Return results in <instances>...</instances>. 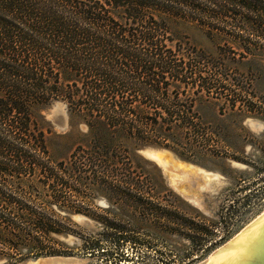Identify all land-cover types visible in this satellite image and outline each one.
<instances>
[{"label": "trees", "instance_id": "trees-1", "mask_svg": "<svg viewBox=\"0 0 264 264\" xmlns=\"http://www.w3.org/2000/svg\"><path fill=\"white\" fill-rule=\"evenodd\" d=\"M197 26L220 45L209 51L180 34ZM246 75L264 78V0H0V260L72 256L61 240L70 235L83 251L114 257L124 224L108 220L89 237L76 230L73 214L100 222L87 197L136 207L138 220H164L162 232L203 243L181 264L206 255L207 227L150 202L179 196L139 153L245 163L228 120L240 126L259 106L227 97L244 93ZM56 102L71 128L85 127L62 161L51 158L43 116Z\"/></svg>", "mask_w": 264, "mask_h": 264}, {"label": "rangeland", "instance_id": "rangeland-1", "mask_svg": "<svg viewBox=\"0 0 264 264\" xmlns=\"http://www.w3.org/2000/svg\"><path fill=\"white\" fill-rule=\"evenodd\" d=\"M200 29L201 27L197 26L194 33L191 29L187 31L185 28L180 30V34L190 37L198 47L203 46L202 48L209 51L216 49L220 43L209 42L204 36L205 32ZM240 82L245 87L244 93L239 96L228 93L231 94L227 97L230 101L227 103L228 106L237 99L246 102L245 110L249 109L250 101H254L259 106L258 112L246 114L247 117L240 126L234 124L232 119L228 120L230 142L243 151L237 152L236 155L242 157L245 163L213 158L202 166L185 161L171 151L153 147L143 149L139 153L150 162L155 159L156 162L152 163L160 169L167 187L179 196V199H165L161 196L150 200L159 213L164 210L175 215L179 214L180 218L192 219L195 225L205 226L211 231V242L208 243L210 251L194 264L208 261L212 254L222 249L264 212V78L259 80L246 75L241 77ZM221 105L225 104L222 102ZM226 105L223 107L225 108ZM230 112L228 111L227 114ZM43 116L46 129L49 131L47 143L51 158L54 161L68 159L77 144L75 135L79 136L80 132H85V127L81 125L79 128H71L68 107L63 102L50 105L43 111ZM150 149L162 152H151ZM160 154H165L166 158L161 159ZM181 165H185L187 169H182ZM197 177L202 178L204 184H197L195 189L179 191L173 185L177 181L187 182ZM83 200L91 205L88 208L89 213L100 222L83 214H73L72 219L78 226L76 230L81 235L89 237L90 232L102 233L107 221L114 220L126 227L127 232L124 237L127 240L123 242L119 251H113L115 248L110 249L109 252L116 254L111 259H107L102 256L103 251L96 254L83 251L81 238L72 235L64 237L61 240L73 252L72 256L65 258L82 260V262L74 261L75 264H181V257L192 249L199 253L203 252V243L191 244L182 237L169 236L162 232L158 222L164 220H152L149 224L138 220L134 215L136 207L123 204L111 206L103 198L92 200L87 197ZM136 223L143 227L152 226L151 230H139ZM30 261L36 260H27L19 264ZM0 264H5V261L0 260Z\"/></svg>", "mask_w": 264, "mask_h": 264}, {"label": "water", "instance_id": "water-1", "mask_svg": "<svg viewBox=\"0 0 264 264\" xmlns=\"http://www.w3.org/2000/svg\"><path fill=\"white\" fill-rule=\"evenodd\" d=\"M150 150L161 151L154 149ZM151 162L156 161L153 160ZM189 165L194 166L193 164ZM197 184L203 185V179L197 177L196 179L192 178L187 182L177 181L175 184L173 183L174 187L179 191H188L189 188L195 189ZM187 196L191 198L190 195ZM69 259L82 262V260L75 258L46 257L40 258L36 261L26 262L25 264H34L36 262H39L38 264H62L66 263ZM201 264H264V212L252 225L246 227L208 261H204Z\"/></svg>", "mask_w": 264, "mask_h": 264}, {"label": "bare ground", "instance_id": "bare-ground-1", "mask_svg": "<svg viewBox=\"0 0 264 264\" xmlns=\"http://www.w3.org/2000/svg\"><path fill=\"white\" fill-rule=\"evenodd\" d=\"M151 152H162V151H151ZM159 157H160L161 159H165V158H166L165 154H160ZM151 158H152V157H151ZM153 159H154V158H153ZM154 160H155V159H154ZM184 163H185V162H184ZM180 167H181L182 169H184V170L187 169V167H186L185 165H181ZM256 220H257V218H256L254 221H252L250 225H252ZM250 225H248V226H250ZM248 226H247V227H248ZM241 232H242V231H241ZM236 236H237V235H236ZM234 238H235V237H234ZM228 243H229V242H228ZM228 243H227V244H228ZM218 251H219V250H218ZM218 251H217V252H218ZM217 252H215L214 254H212V255L209 257V259H210L213 255H215ZM74 261H77V260H73V261H68V260H67L66 263H67V264H75ZM38 263H39V262H36V263H34V264H38ZM62 264H63V263H62Z\"/></svg>", "mask_w": 264, "mask_h": 264}]
</instances>
